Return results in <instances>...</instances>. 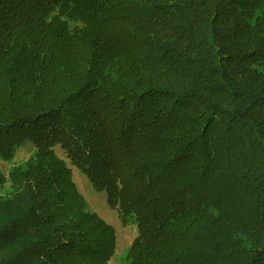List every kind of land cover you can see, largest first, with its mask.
Returning <instances> with one entry per match:
<instances>
[{
    "label": "trees",
    "instance_id": "trees-1",
    "mask_svg": "<svg viewBox=\"0 0 264 264\" xmlns=\"http://www.w3.org/2000/svg\"><path fill=\"white\" fill-rule=\"evenodd\" d=\"M0 264H264V0H0ZM5 181L0 172V185Z\"/></svg>",
    "mask_w": 264,
    "mask_h": 264
},
{
    "label": "rangeland",
    "instance_id": "rangeland-1",
    "mask_svg": "<svg viewBox=\"0 0 264 264\" xmlns=\"http://www.w3.org/2000/svg\"><path fill=\"white\" fill-rule=\"evenodd\" d=\"M34 152L33 145L26 143L22 146L10 161L0 159V172L4 175L5 181L0 185V197H9L13 192L11 182L8 179V172L12 167L20 166ZM55 154L64 160L71 168V177L78 192L87 203V209L94 212L99 218L110 225L115 233V249L108 264H124L126 261V251L136 236L135 223L122 225L117 212L108 207L106 202V193L96 191L87 177L83 175L75 166L69 163L63 150L57 145L54 147Z\"/></svg>",
    "mask_w": 264,
    "mask_h": 264
}]
</instances>
